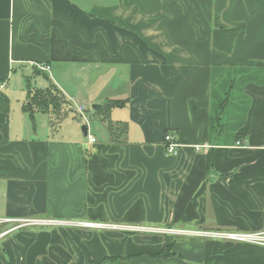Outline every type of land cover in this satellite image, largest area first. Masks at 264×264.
Returning <instances> with one entry per match:
<instances>
[{"label":"crops","instance_id":"0c3cea01","mask_svg":"<svg viewBox=\"0 0 264 264\" xmlns=\"http://www.w3.org/2000/svg\"><path fill=\"white\" fill-rule=\"evenodd\" d=\"M38 71L65 116L127 99L125 140L27 138L4 88ZM0 91V264H264L221 235L264 230V0H0Z\"/></svg>","mask_w":264,"mask_h":264},{"label":"trees","instance_id":"16d2710c","mask_svg":"<svg viewBox=\"0 0 264 264\" xmlns=\"http://www.w3.org/2000/svg\"><path fill=\"white\" fill-rule=\"evenodd\" d=\"M38 73H40L38 71ZM46 77L50 79L47 75ZM26 100L22 108L25 112H28L33 126L35 128V114L36 112L51 113L55 117L63 118L65 115L62 112L64 107L71 105L70 101L62 94V92L56 87V85L50 81V84L44 88L33 87L30 78L27 77L26 83ZM127 102V99H107L106 101L95 104L93 106L94 116L100 118L106 123L110 133V138L113 141H124L128 124L126 121H114L111 117L112 109L115 107H123ZM227 99L222 103V108L225 107ZM10 110V98L9 96L0 91V111L9 112ZM1 227V226H0ZM175 240L170 235L166 236L163 248L158 253L160 257H168L174 253ZM116 257L104 258L101 262L92 264H100L102 262L111 261Z\"/></svg>","mask_w":264,"mask_h":264},{"label":"rangeland","instance_id":"374dc122","mask_svg":"<svg viewBox=\"0 0 264 264\" xmlns=\"http://www.w3.org/2000/svg\"><path fill=\"white\" fill-rule=\"evenodd\" d=\"M23 73L26 72L24 71ZM32 73L30 72V75H32L33 87L44 88L49 85L50 81L43 73L40 74H32ZM47 74L49 77V73ZM21 77L22 78L20 77L17 78V76H14V80H12L11 86L8 85L7 87L4 88V91L11 98L12 111H14L15 113H21L20 109L24 104L23 98L25 95L23 94V88L26 87V83H25V76L22 73H21ZM69 110H72V108H69L68 111ZM89 110L91 109L89 108ZM50 120H53L55 125V127H52V129L50 126L51 124L49 123ZM36 122H38L37 133L33 134V132H31L30 136H27V138H38V139L49 138V140H53V141L57 140V141H66V142H70L71 140H76L75 142H78L77 140H80L82 147L85 148L83 141L85 139L87 140V137L84 135L81 129L82 124L86 123L88 125L89 133H93V135L97 138H101L103 137V135L108 134L106 125L100 119H98V117H95L94 114L89 111L86 112L84 111L83 115H80V113L76 112V107H75V111H70L68 115L64 116L62 119H57V117L55 116L52 117L51 115H48V113L38 112L36 113ZM27 123L31 125L30 121ZM69 147H72V145H69ZM5 223L9 225L12 224L11 222H5ZM33 227L52 228L53 225L33 226Z\"/></svg>","mask_w":264,"mask_h":264},{"label":"built area","instance_id":"2783aa9c","mask_svg":"<svg viewBox=\"0 0 264 264\" xmlns=\"http://www.w3.org/2000/svg\"><path fill=\"white\" fill-rule=\"evenodd\" d=\"M38 68L41 71H49L51 66L48 64H38ZM85 111V107L83 105L77 104L76 112L83 115ZM87 141L88 142H95L96 137L89 133L87 134ZM238 144H241V141H238ZM179 146L180 144L177 142L175 136L171 132H167L164 136V147L167 154L170 155H177L179 153ZM4 221H0L2 223ZM6 222H11L13 225V229L20 228L22 226L34 225V226H51L56 223L55 220L47 219V218H24V219H11ZM201 234H209L211 233H201ZM224 238L232 239L235 241H245V242H252L260 245H264V230L257 231V232H228V233H221Z\"/></svg>","mask_w":264,"mask_h":264},{"label":"water","instance_id":"95a60500","mask_svg":"<svg viewBox=\"0 0 264 264\" xmlns=\"http://www.w3.org/2000/svg\"><path fill=\"white\" fill-rule=\"evenodd\" d=\"M95 106L96 105H94V107ZM81 129H82L84 135L87 136V134H88V125L86 123L82 124Z\"/></svg>","mask_w":264,"mask_h":264}]
</instances>
